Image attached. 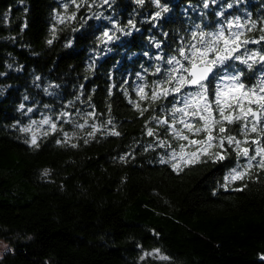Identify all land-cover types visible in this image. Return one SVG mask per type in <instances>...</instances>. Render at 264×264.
<instances>
[{
	"label": "trees",
	"instance_id": "16d2710c",
	"mask_svg": "<svg viewBox=\"0 0 264 264\" xmlns=\"http://www.w3.org/2000/svg\"><path fill=\"white\" fill-rule=\"evenodd\" d=\"M77 3L78 11L71 0H0V264H264V170L225 190L237 164L229 151L177 173L161 160L183 141L151 120L173 97L143 115L129 103L138 85L163 76L153 75L157 66L169 67L156 57L175 55L197 25L215 31L239 17L247 37L264 35V0ZM105 31L115 37L106 44ZM230 64L247 85L264 75L260 64ZM42 117L56 130L35 132Z\"/></svg>",
	"mask_w": 264,
	"mask_h": 264
},
{
	"label": "snow or ice",
	"instance_id": "6c2138e0",
	"mask_svg": "<svg viewBox=\"0 0 264 264\" xmlns=\"http://www.w3.org/2000/svg\"><path fill=\"white\" fill-rule=\"evenodd\" d=\"M83 2L86 3V0ZM104 2L107 3L108 0ZM136 2L143 4L144 0ZM154 2L159 6V0ZM71 3L77 11L81 7L77 0H71ZM204 6L208 7V4L205 3ZM67 7L65 5V12ZM162 11L167 12L168 9L164 7ZM155 15L160 17L161 13L157 12ZM57 19L61 24L71 22L76 19V12L58 15ZM252 26L255 27V24ZM246 27L239 17L220 24L215 31L206 32L197 25V30L190 33V39L176 49L175 55L167 59L163 56L156 57L169 66L164 69L160 66L155 68L153 75H159L163 71V76L152 84L138 85L135 91L139 101L129 100L140 115H143L149 107L154 108L157 102L173 97L171 107H161L163 115H154L151 120L159 127H164L165 133L173 140L183 141L177 146L179 151L166 141H159V146L172 148L170 159H162L161 162L169 163L177 173L195 163L222 162L229 151H233L237 164L225 177L226 183L222 185L225 190H228L230 183L244 180L251 168L264 170V75L255 84L247 85L242 80V72L227 70L231 67L230 62L236 61L249 69L255 64L264 67V50L253 51L247 48L250 43L264 42V35L251 39L240 31ZM247 30L251 31V28ZM261 32H264V28ZM114 38L105 31L100 40L106 44ZM47 42L51 44L53 40ZM141 101H148L149 106L142 108ZM67 115L69 114H62ZM39 123L50 125L52 130H56V124L48 117ZM108 123L111 124V120ZM233 125H238V128L233 129ZM78 127L83 128L84 125ZM97 130L93 125V131L88 135L94 136ZM22 131L29 132L30 128ZM233 131H236V135L232 134ZM253 133L256 137L249 139ZM111 134L120 135L117 131H112ZM147 134L153 136L156 132L153 128H148ZM64 135L67 138V133ZM31 144L37 146L35 134L32 135ZM240 158H244L246 163L241 165ZM253 161L256 163L253 164ZM233 190L243 191V188Z\"/></svg>",
	"mask_w": 264,
	"mask_h": 264
},
{
	"label": "rangeland",
	"instance_id": "374dc122",
	"mask_svg": "<svg viewBox=\"0 0 264 264\" xmlns=\"http://www.w3.org/2000/svg\"><path fill=\"white\" fill-rule=\"evenodd\" d=\"M45 117H42L40 119L37 120V123H35L33 126H32V129L35 131V132H39L40 130L43 129L44 125L40 124L39 122L42 121ZM40 129V130H39ZM179 151V150H177ZM7 249V244L3 241L0 240V256L1 254Z\"/></svg>",
	"mask_w": 264,
	"mask_h": 264
}]
</instances>
